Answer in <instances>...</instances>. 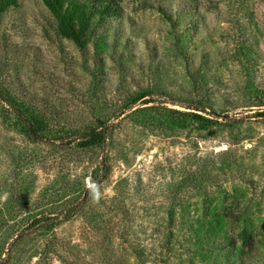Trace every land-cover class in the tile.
<instances>
[{
	"label": "rangeland",
	"instance_id": "1",
	"mask_svg": "<svg viewBox=\"0 0 264 264\" xmlns=\"http://www.w3.org/2000/svg\"><path fill=\"white\" fill-rule=\"evenodd\" d=\"M93 1L113 12L83 48L41 0L0 17V85L52 131L109 130L34 142L0 105V258L16 242L7 264H42L54 242L47 264H264V0Z\"/></svg>",
	"mask_w": 264,
	"mask_h": 264
},
{
	"label": "trees",
	"instance_id": "2",
	"mask_svg": "<svg viewBox=\"0 0 264 264\" xmlns=\"http://www.w3.org/2000/svg\"><path fill=\"white\" fill-rule=\"evenodd\" d=\"M41 1L55 18L59 35L62 38L71 40L79 48H83L86 45L89 35L93 33L94 28L103 16L111 15L113 12L112 4L109 2L96 4L93 0H86L85 2H81L80 0ZM16 5V0H0V17L8 8ZM0 105L11 109L25 136L34 142H57L60 146L76 142L77 147L81 149L102 146L107 143L109 130L102 120H98L96 127L88 128L87 132L78 135V137L73 130L52 131L49 129L48 120H53V118H49L44 112L36 108H30V106H25L22 102L17 101L2 85H0ZM184 109L185 112L181 113L198 120L201 127L205 128L213 125L211 120L198 114V112L205 113V108L196 106L194 108L184 107ZM256 116L264 119V109L260 108L256 112ZM204 123L208 124L204 125ZM98 171L99 173L104 172L105 175L109 173L108 168L103 163L100 164ZM88 193L89 191L85 192V194ZM70 213L64 214V212H60L52 217L42 215L39 218H34L32 220L34 222L33 227H35V231H51L55 225L60 224L63 220H67L70 217L69 215H71ZM241 236L243 245L245 246L244 243H248L247 230L241 232ZM15 243L13 242L8 247L5 257L0 258V264H7L10 261V256L17 246V243ZM41 245L43 246H41V251L37 255L40 260H43L42 264H47L49 255L53 252L54 242H42Z\"/></svg>",
	"mask_w": 264,
	"mask_h": 264
},
{
	"label": "water",
	"instance_id": "3",
	"mask_svg": "<svg viewBox=\"0 0 264 264\" xmlns=\"http://www.w3.org/2000/svg\"><path fill=\"white\" fill-rule=\"evenodd\" d=\"M218 150V148H216V151Z\"/></svg>",
	"mask_w": 264,
	"mask_h": 264
}]
</instances>
